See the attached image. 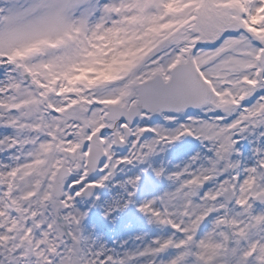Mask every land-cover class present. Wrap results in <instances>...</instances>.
I'll return each mask as SVG.
<instances>
[{"label": "snow or ice", "instance_id": "snow-or-ice-1", "mask_svg": "<svg viewBox=\"0 0 264 264\" xmlns=\"http://www.w3.org/2000/svg\"><path fill=\"white\" fill-rule=\"evenodd\" d=\"M0 264H264V0H0Z\"/></svg>", "mask_w": 264, "mask_h": 264}]
</instances>
